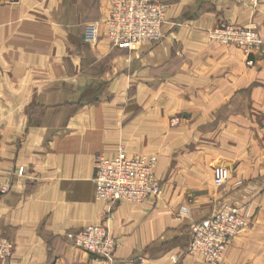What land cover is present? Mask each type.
I'll list each match as a JSON object with an SVG mask.
<instances>
[{"label":"crops","instance_id":"0c3cea01","mask_svg":"<svg viewBox=\"0 0 264 264\" xmlns=\"http://www.w3.org/2000/svg\"><path fill=\"white\" fill-rule=\"evenodd\" d=\"M168 1L163 38L127 49L107 34L112 0H0V235L15 244L2 264H203L192 224L225 205L252 216L222 264H264V46L249 64L209 38L226 25L264 36V0ZM177 115L189 129L170 128ZM185 130L205 135L189 162L175 149ZM152 140L162 196L96 200L97 155L147 153ZM218 165L230 171L220 186ZM93 224L117 240L111 257L68 239Z\"/></svg>","mask_w":264,"mask_h":264},{"label":"built area","instance_id":"2783aa9c","mask_svg":"<svg viewBox=\"0 0 264 264\" xmlns=\"http://www.w3.org/2000/svg\"><path fill=\"white\" fill-rule=\"evenodd\" d=\"M169 8L168 0H112L110 15L106 20L108 37L115 46L127 49L158 42L163 38V24ZM98 38V24H88L84 33L85 41L96 43ZM209 38L221 44L243 48L249 56V64H253L250 58L253 50L264 46V36L256 27L226 25L211 30ZM158 161L156 154H129L124 147L113 157L98 154L94 178L96 200L142 203L149 198L161 197L163 187L156 175ZM229 173L227 167L216 166V184H224ZM251 211L249 205H225L212 216L195 222L189 252L202 257L203 264H222L229 246L249 227ZM67 237L76 247L105 257H111L119 246L104 224L86 226L69 232ZM14 250L12 240L0 235V264L11 258Z\"/></svg>","mask_w":264,"mask_h":264},{"label":"rangeland","instance_id":"374dc122","mask_svg":"<svg viewBox=\"0 0 264 264\" xmlns=\"http://www.w3.org/2000/svg\"><path fill=\"white\" fill-rule=\"evenodd\" d=\"M106 24V22H105ZM107 27V26H106ZM239 47V46H238ZM241 48V47H240ZM243 49V48H241ZM244 50V49H243ZM245 51V50H244ZM247 54V53H246ZM248 56V55H247ZM249 57V56H248ZM186 116H183V115H177V116H171L170 120H169V126L170 128H174V129H178V128H187L189 129L188 127V123L186 122ZM186 133L184 134L185 137H187L186 139H188L187 141V144L186 145H183V147H177L175 148L176 149V153H177V157L179 159L180 156L184 157L185 160H189V157L190 155H192L193 152H196V150H198L200 153H204L205 152V142H204V138H205V135L204 133H201L199 130H198V134H196L197 131H193L192 134H191V131L190 130H185ZM173 137V136H172ZM192 137V138H191ZM190 139H194V142H196V146H189L188 143H189V140ZM197 139H198V142H197ZM148 143V141H146ZM151 146L148 148L149 150H146V151H143V152H147V153H158L157 151V148H154L153 151H151V147L153 146H156V140H152L151 142ZM168 151H170L171 153L174 152V148L172 147H169L167 148ZM158 156V155H157ZM189 162V161H188ZM179 167V166H178ZM230 172V171H229ZM230 174V173H229ZM157 175V173H156ZM158 177V176H157ZM230 177V175H229ZM159 179V177H158ZM229 179V178H228ZM160 180V179H159ZM161 182V181H160ZM215 182V180H214ZM227 182V181H226ZM225 182V183H226ZM216 184V182H215ZM217 185V184H216ZM223 185V184H222ZM219 186V185H218ZM179 214L181 216H188L190 214L189 212V209L186 208V206L182 207V209H180V212ZM207 216V215H206ZM251 216H252V211H251ZM251 219V218H250ZM195 223V222H194ZM193 223V224H194ZM192 224V225H193Z\"/></svg>","mask_w":264,"mask_h":264}]
</instances>
